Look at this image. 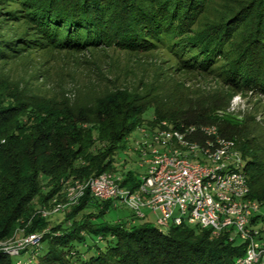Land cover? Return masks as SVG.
I'll return each mask as SVG.
<instances>
[{"label":"trees","instance_id":"1","mask_svg":"<svg viewBox=\"0 0 264 264\" xmlns=\"http://www.w3.org/2000/svg\"><path fill=\"white\" fill-rule=\"evenodd\" d=\"M32 2L30 19L35 33L58 49L73 51L98 47L148 50L165 31L187 32V19L195 4L193 0L153 5L143 0ZM261 2L255 40L245 57L252 62L251 67L245 65V78L255 84H264V0ZM31 41L0 40V62L23 52ZM46 44L37 41V45ZM194 47L199 48L196 58L202 59L188 66L207 68L206 45ZM240 61L233 67L238 75ZM24 80L15 79L0 65V241L47 228L50 216L43 217L40 211L54 198L56 203L65 202L68 180L84 181L115 172L123 176L122 185L137 187L138 171H117L114 157L119 148L127 149V135L142 125L141 117L149 108L153 125L166 121L183 131L191 129L188 137L202 146L217 138L233 140L245 161L250 197L264 210V148L249 139L252 132L246 119L225 113L229 91L185 95L171 89L147 97L128 87L100 90L92 86L89 98L71 99L53 93L52 88L42 94ZM89 206H95L96 212L81 222L75 220ZM112 206L113 201H99L86 192L67 210L70 224L52 227L59 235L44 234V246L17 256L0 250V264H234L243 254V244L229 241L227 232L213 236L210 229L197 225L161 231L135 214L129 225L92 221L102 219ZM254 223L260 224L259 238H264V213Z\"/></svg>","mask_w":264,"mask_h":264},{"label":"rangeland","instance_id":"2","mask_svg":"<svg viewBox=\"0 0 264 264\" xmlns=\"http://www.w3.org/2000/svg\"><path fill=\"white\" fill-rule=\"evenodd\" d=\"M143 1L147 5H153L166 0ZM193 1L195 4L188 16L187 28L184 29L187 32L165 31L160 40L152 41L154 46L148 50L98 47L73 51L58 49L35 33L34 22L30 19L35 2L0 0V40H33L23 52L20 51L21 54L12 53L6 61L0 62V65L15 79H25L24 81H29L32 86L38 87L42 94L52 88L53 93H63L71 99L89 98L92 86L100 90L113 86L128 87L147 97L163 93L161 90L171 89H179V92L185 95L197 91H229L230 103L225 113L238 119H246V124L252 132L249 139L264 148V84H255L251 78H245L248 75L245 67L248 61H245V57L249 55L246 50L255 40L262 2ZM37 41L48 44L37 45ZM197 44L206 45L204 49L209 54L207 68L188 66L189 63L202 59L196 58L199 48L194 45L198 46ZM239 59L242 61L240 75L233 70ZM250 63L252 62L249 61L246 66L251 67ZM227 87L230 88L226 89ZM141 118L142 125L138 128L148 129L153 125L150 108ZM136 140H143V135L138 129L127 135V149L121 151L119 148L116 151L114 158L117 171L133 169L141 174L145 172L146 167L138 165L140 157L132 151ZM238 145L241 146L240 143ZM116 155L126 159L125 162ZM54 204L56 198L50 200L46 208L50 209ZM95 212V206H89L77 214L75 220L81 222L87 214ZM66 213L67 210L51 214L49 226L38 233L59 235L60 231H52V227L61 224V228H65L69 225L71 220H67ZM145 213L146 220L152 226L161 231L166 230L164 226L156 223V213L148 210ZM260 213H264V210ZM132 215L134 213L131 208L115 202V206H112L102 219L92 218V221H119L129 225ZM24 236L21 232L14 234L10 239L0 241V250L6 254L5 249L14 246L16 241ZM40 246L44 244L41 243ZM20 258L24 259L23 256Z\"/></svg>","mask_w":264,"mask_h":264},{"label":"built area","instance_id":"3","mask_svg":"<svg viewBox=\"0 0 264 264\" xmlns=\"http://www.w3.org/2000/svg\"><path fill=\"white\" fill-rule=\"evenodd\" d=\"M137 129L143 140H136L132 151L140 157L138 165L146 167L137 187L122 185L123 176L115 172L68 180L65 202L42 208L41 216L68 210L88 192L99 201L125 204L137 218L146 219L145 211H152L166 230L187 224L208 228L213 236L227 232L229 241L244 246L234 264H264V238H259L260 224L254 223L262 209L250 197L245 161L236 143L217 138L202 146L188 137L191 129L183 131L166 121ZM42 237L27 234L5 251L17 256L39 248Z\"/></svg>","mask_w":264,"mask_h":264},{"label":"crops","instance_id":"4","mask_svg":"<svg viewBox=\"0 0 264 264\" xmlns=\"http://www.w3.org/2000/svg\"><path fill=\"white\" fill-rule=\"evenodd\" d=\"M139 174H141L140 172H138Z\"/></svg>","mask_w":264,"mask_h":264}]
</instances>
